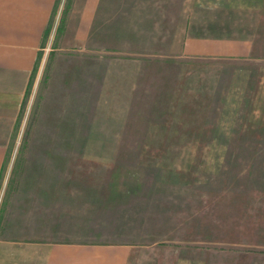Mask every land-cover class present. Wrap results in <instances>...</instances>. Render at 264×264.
Returning a JSON list of instances; mask_svg holds the SVG:
<instances>
[{"label": "rangeland", "instance_id": "1", "mask_svg": "<svg viewBox=\"0 0 264 264\" xmlns=\"http://www.w3.org/2000/svg\"><path fill=\"white\" fill-rule=\"evenodd\" d=\"M71 2L56 0L45 50L58 45ZM203 63L154 64L146 70L152 81L117 105L77 98L69 124V115L57 112L62 107L52 120L51 95L42 107L36 95L29 97L33 74L0 174V237L23 230L61 239L172 240L186 248L187 264H264V100L254 105L257 114H248L242 100L231 107V93L226 98L220 92L231 91V74L242 76L244 65ZM178 74L199 79V86L209 81V87L219 76L220 92L204 107H188L187 115L164 114L173 110L167 77ZM75 84L82 96L83 82ZM159 138L214 139L219 145H140ZM112 139L123 145H107ZM49 140L55 145L46 146ZM73 140L76 145L68 146ZM37 173L54 174L57 184L42 189Z\"/></svg>", "mask_w": 264, "mask_h": 264}, {"label": "crops", "instance_id": "2", "mask_svg": "<svg viewBox=\"0 0 264 264\" xmlns=\"http://www.w3.org/2000/svg\"><path fill=\"white\" fill-rule=\"evenodd\" d=\"M55 2L0 0V174L33 74L29 97L36 95L42 107L47 104L45 97L51 95L52 120L56 116L55 108L62 107L57 112L67 113L69 124L75 121L77 98L84 101L97 98L101 105L103 100H116L117 105L118 101L124 103L125 99L137 97L142 91L140 85L152 81L146 70L154 64L181 67L187 66L188 61L205 62L203 65L231 61L245 67L242 76L232 72L231 91L225 88L220 92L219 76L211 81L215 84L212 87L204 86L209 81L203 80L199 86V79L187 81L181 74L167 77L171 85L166 91L173 110L164 114L187 115L188 107H204L219 92L223 96L231 93V107L235 108L242 100L250 108L248 114L258 113L254 105L257 100L260 104L264 100V0H72L59 35L61 39L50 52L45 50L43 42ZM109 36L113 39H108ZM44 71L49 73L45 82ZM76 81L83 82L82 96L76 93L80 88ZM159 81L165 80L156 78L154 82ZM221 104L218 100V107ZM194 113L202 112L195 110ZM121 141L112 139L107 145L122 146ZM45 145L55 143L49 140ZM67 145L75 146L76 142L73 140ZM140 145L218 146L219 142L159 138L143 140ZM38 178L42 189L57 184L54 174L45 178L43 173H37ZM260 201L263 203L264 198ZM29 224L24 223L27 227ZM43 225V222L37 223V227ZM21 232L0 237V264L188 262L186 248L172 240H78L55 238L42 232ZM260 243H264V237Z\"/></svg>", "mask_w": 264, "mask_h": 264}]
</instances>
